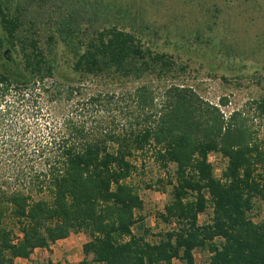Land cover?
<instances>
[{
  "label": "trees",
  "instance_id": "16d2710c",
  "mask_svg": "<svg viewBox=\"0 0 264 264\" xmlns=\"http://www.w3.org/2000/svg\"><path fill=\"white\" fill-rule=\"evenodd\" d=\"M14 1L0 0V264L79 232L88 241L77 264H194L197 249L210 253L208 264H264V220L250 216L264 204V140L248 113L227 116L225 102L208 103L176 80L158 93L149 78L171 80L185 68L133 33L87 28L93 3H72L46 29L28 4L49 0ZM87 81L136 85L103 93ZM249 105L263 120L264 98ZM147 147L163 168L174 166L159 214L170 228L157 241L141 226L142 235L133 232L144 205L126 183ZM211 154L226 162L220 179ZM208 208L211 220L200 225Z\"/></svg>",
  "mask_w": 264,
  "mask_h": 264
},
{
  "label": "rangeland",
  "instance_id": "374dc122",
  "mask_svg": "<svg viewBox=\"0 0 264 264\" xmlns=\"http://www.w3.org/2000/svg\"><path fill=\"white\" fill-rule=\"evenodd\" d=\"M82 1L49 0L39 5L30 2L28 7L35 10L40 26L48 29V23L55 24L75 8L72 3L97 5L96 18H91L89 7H85L86 11L81 14L86 21L91 18L87 28L115 26L133 33L145 47L170 56L177 65L185 68L171 80L157 82L149 78L158 93L170 81L176 80L191 87L208 103L218 105L225 102V107H219L227 116L244 109L249 115V125L264 140V119H252L253 111L249 105L251 101L264 98V0ZM38 34L45 40L43 30ZM64 71L69 72V69L65 66ZM135 85L87 81L84 88L104 93L129 90ZM131 161L135 170L126 183L135 189L144 205L139 213L143 222L137 224L133 232L142 235L141 226L149 231L148 240L157 241L156 235L170 228L162 222L159 214L171 199L174 166L163 168L149 147L136 153ZM209 162L216 179H220L225 160L211 154ZM250 216L255 223L264 220V204L257 202ZM211 217L212 209L208 208L199 216L198 222L207 224ZM87 241L83 232L71 234L48 249L35 250L29 260H17L15 264H77L85 258L83 249ZM209 259L207 250L194 251V264H208ZM88 260L91 261V257ZM174 264L185 263L177 260Z\"/></svg>",
  "mask_w": 264,
  "mask_h": 264
},
{
  "label": "crops",
  "instance_id": "0c3cea01",
  "mask_svg": "<svg viewBox=\"0 0 264 264\" xmlns=\"http://www.w3.org/2000/svg\"><path fill=\"white\" fill-rule=\"evenodd\" d=\"M17 260H22V259H17ZM17 260H15V261H17Z\"/></svg>",
  "mask_w": 264,
  "mask_h": 264
}]
</instances>
